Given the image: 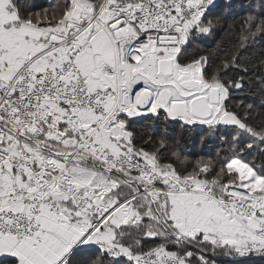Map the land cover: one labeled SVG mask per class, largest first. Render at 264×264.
Listing matches in <instances>:
<instances>
[{"label": "snow or ice", "instance_id": "snow-or-ice-1", "mask_svg": "<svg viewBox=\"0 0 264 264\" xmlns=\"http://www.w3.org/2000/svg\"><path fill=\"white\" fill-rule=\"evenodd\" d=\"M0 264H264V0H0Z\"/></svg>", "mask_w": 264, "mask_h": 264}, {"label": "trees", "instance_id": "trees-1", "mask_svg": "<svg viewBox=\"0 0 264 264\" xmlns=\"http://www.w3.org/2000/svg\"><path fill=\"white\" fill-rule=\"evenodd\" d=\"M35 2H36V3H39V4H44V5H46L47 0H35ZM245 2H247V0H245ZM169 151H170V153H172V152H178L179 149L173 144V145L170 146ZM174 158H175V157H174ZM185 162H186V161H185V159H184L183 157H181V158L178 160V163H179L181 166H183V164H184Z\"/></svg>", "mask_w": 264, "mask_h": 264}, {"label": "rangeland", "instance_id": "rangeland-1", "mask_svg": "<svg viewBox=\"0 0 264 264\" xmlns=\"http://www.w3.org/2000/svg\"><path fill=\"white\" fill-rule=\"evenodd\" d=\"M234 167L240 168L242 170V166L234 162ZM261 185L257 184V187H260Z\"/></svg>", "mask_w": 264, "mask_h": 264}]
</instances>
